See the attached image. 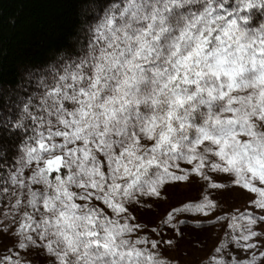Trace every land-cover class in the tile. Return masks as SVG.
<instances>
[{"label": "snow or ice", "instance_id": "snow-or-ice-1", "mask_svg": "<svg viewBox=\"0 0 264 264\" xmlns=\"http://www.w3.org/2000/svg\"><path fill=\"white\" fill-rule=\"evenodd\" d=\"M33 2L48 54L0 88V264H182L209 229L199 264H264V0Z\"/></svg>", "mask_w": 264, "mask_h": 264}, {"label": "trees", "instance_id": "trees-1", "mask_svg": "<svg viewBox=\"0 0 264 264\" xmlns=\"http://www.w3.org/2000/svg\"><path fill=\"white\" fill-rule=\"evenodd\" d=\"M42 11L33 0H0V88L10 86L16 79L17 64L30 59L39 62L47 56L46 50H34L30 42L22 39L31 18ZM5 201L0 200V205ZM2 218V216H0Z\"/></svg>", "mask_w": 264, "mask_h": 264}, {"label": "rangeland", "instance_id": "rangeland-1", "mask_svg": "<svg viewBox=\"0 0 264 264\" xmlns=\"http://www.w3.org/2000/svg\"><path fill=\"white\" fill-rule=\"evenodd\" d=\"M183 198L182 190H177L172 194V202H175L178 199ZM229 204H234L235 206L243 207L242 199L236 198L235 196L228 198ZM167 205H161L160 212L162 213ZM2 219V218H0ZM216 230L209 229L206 232H202L199 234L198 241L196 240L195 233L191 235L190 238L186 239L185 243L181 246V250L179 253H174L173 255H177L182 264H199V261L203 258L204 253L211 247L213 240L215 239ZM202 241L204 245H206L203 251H198L194 246V242ZM7 243V241H5ZM3 250V245H0V251ZM187 251V255H184V252Z\"/></svg>", "mask_w": 264, "mask_h": 264}]
</instances>
